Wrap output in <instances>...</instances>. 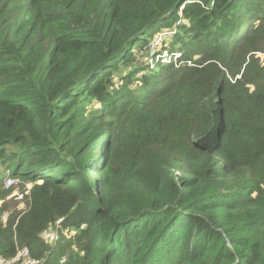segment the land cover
Segmentation results:
<instances>
[{"label": "trees", "instance_id": "1", "mask_svg": "<svg viewBox=\"0 0 264 264\" xmlns=\"http://www.w3.org/2000/svg\"><path fill=\"white\" fill-rule=\"evenodd\" d=\"M162 31L181 63L150 68ZM20 249L264 264V0H0V258Z\"/></svg>", "mask_w": 264, "mask_h": 264}, {"label": "built area", "instance_id": "2", "mask_svg": "<svg viewBox=\"0 0 264 264\" xmlns=\"http://www.w3.org/2000/svg\"><path fill=\"white\" fill-rule=\"evenodd\" d=\"M160 41H161V37L156 39L154 43L150 44L148 47V49L150 50V55H148V60H149L148 64L150 68H154L158 62L161 63L180 62L178 60L182 56L181 52L178 50L175 51H170L168 49L161 50V48L159 47ZM148 49H147V53L149 51ZM48 234L49 231H44V235H48ZM55 235H53V237L57 240L59 237L57 234ZM25 257L26 255L24 254V252L22 250H19L18 255L16 257H13L11 259H4V260L0 258V262H4L3 264H29Z\"/></svg>", "mask_w": 264, "mask_h": 264}, {"label": "rangeland", "instance_id": "3", "mask_svg": "<svg viewBox=\"0 0 264 264\" xmlns=\"http://www.w3.org/2000/svg\"><path fill=\"white\" fill-rule=\"evenodd\" d=\"M173 32V31H172ZM172 32H166V31H162L161 33L158 34V36L154 37V39H158L159 37H161V41L159 42V47L161 48V50L163 49H168V48H163V39L165 37H172L173 34H171ZM162 34V36H161ZM169 34V35H168ZM154 39L148 44L147 46V49L149 47L150 44H153L154 43ZM171 39V38H170ZM158 42V41H157ZM149 50V49H148ZM169 50V49H168ZM147 50H144V53H146ZM147 55H150V50L148 51V53H146ZM149 62V60H148ZM11 180V179H10ZM8 185H10V181L8 180ZM13 183V182H12ZM33 183L31 182H27V183H24L23 186H17L15 188V190L13 191L12 195L9 197L8 199V205L10 206V209H9V212L11 211V209L14 208V205L16 204L15 207H19V209L23 210L26 208V205H27V201H26V195L30 192L31 190V187H32ZM25 189V191L23 192L22 190ZM9 214V213H8ZM58 228V227H56ZM75 230V228H72L71 231L73 232ZM58 232L57 235L59 236L60 235V232L57 231V229L53 228L52 229V232ZM50 232V231H49ZM68 232L69 230H66L63 232L64 235H68ZM56 236V235H55ZM61 237V236H60ZM4 262H0V264H3Z\"/></svg>", "mask_w": 264, "mask_h": 264}, {"label": "clouds", "instance_id": "4", "mask_svg": "<svg viewBox=\"0 0 264 264\" xmlns=\"http://www.w3.org/2000/svg\"><path fill=\"white\" fill-rule=\"evenodd\" d=\"M21 250V249H20ZM18 255V254H17ZM16 257V256H15ZM27 259V257H25ZM34 264V263H33Z\"/></svg>", "mask_w": 264, "mask_h": 264}]
</instances>
